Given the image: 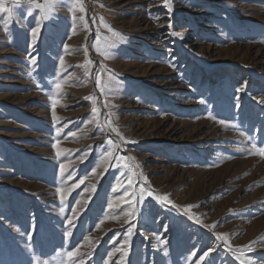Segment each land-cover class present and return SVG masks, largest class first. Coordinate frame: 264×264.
<instances>
[{
	"label": "rangeland",
	"instance_id": "374dc122",
	"mask_svg": "<svg viewBox=\"0 0 264 264\" xmlns=\"http://www.w3.org/2000/svg\"><path fill=\"white\" fill-rule=\"evenodd\" d=\"M82 2L0 0V264H264V0Z\"/></svg>",
	"mask_w": 264,
	"mask_h": 264
},
{
	"label": "snow or ice",
	"instance_id": "6c2138e0",
	"mask_svg": "<svg viewBox=\"0 0 264 264\" xmlns=\"http://www.w3.org/2000/svg\"><path fill=\"white\" fill-rule=\"evenodd\" d=\"M58 2H59V0H46L45 5L35 4L34 6L37 7V8H40V9H41V11H42V13H43V19H48V18H49V14L52 12V10L54 9V7L56 6V4H57ZM163 2H164V4H165V6H167V4H168V0H163ZM71 4H72V7L69 9L70 11H73V12H74L77 8L79 9V11H80L81 13H84V12L86 11L85 8L83 7V2H82V0H71ZM2 10H7V9H0V11H2ZM169 12H171V8H169ZM27 14H28V15H31V14H32V13H31V10H29ZM82 18H83V17H82ZM105 27H107V25H105ZM169 28H171V23H169ZM109 30L111 31V29H109ZM39 31H40V23H39V21H37V23H36V27H34V28L31 30V34H32V36H33V37H36L37 34L39 33ZM114 35H115V36H119V34H117V33H114ZM172 35H177V33L173 32ZM121 39H122V38H121ZM85 52H86V50H85ZM86 54H87V52H86ZM105 55H106V53H105ZM33 63H35V61H33ZM61 63H63V58H61ZM89 63H90V62H89ZM109 80L112 81V80H114V78H113V77H109ZM98 83H99V81H98ZM56 86H57V88L60 87L59 84H57ZM106 86H107V85H106ZM240 90L243 91V88H241ZM86 99H91V98L88 97V98H86ZM262 102H264V101H262ZM93 113H94V114H98V110H97L95 107H93ZM221 123H224V122L221 121ZM109 127H111V123H110V122H109ZM112 131L115 132L117 135H120L119 132H118V130H117L116 128L113 127V128H112ZM120 138H121V140H124L125 143H131V141H127V140H125V138H124L123 136H121ZM108 143H109V144H113L114 142L111 141V140H109ZM254 147H256V146L254 145ZM257 152H258L259 155L264 156V149H260V148H258V149H257ZM58 154H59V153H58ZM112 155H113V153H112L111 151L107 152V157L111 158ZM116 159H117V162L120 163V162H122V161L125 160V159H131V158H130V157H127V158H124V157H116ZM123 166H124V167H128V165H126V164L123 165ZM61 171H62V172L64 171V167H63V166L61 167ZM68 178H71V174L69 175ZM83 182H84V181H83V179H82V180L80 181V183H83ZM129 183L131 184V180H129ZM76 186L78 187L79 185H76ZM148 194H149V195H152L151 191H149ZM60 195H61V199L63 200V199H64V193L61 192ZM156 199H159L160 201H162V202L165 203V204H172V202L168 199L167 196L156 197ZM172 206L175 207V205H172ZM73 211H75V209H73ZM187 211H188V209H185V212H187ZM188 218H189V219H192V220H195V219H196V218H194V217L191 216V215H189ZM68 222H69V224L72 223L71 220H69ZM70 234H71V233L69 232V235H70ZM218 238H222V237H218ZM69 255H71V254H69ZM204 255H207V253H205ZM203 258H204L203 256L200 257V259H203ZM241 264H243V262H241ZM249 264H252V262L249 261Z\"/></svg>",
	"mask_w": 264,
	"mask_h": 264
}]
</instances>
